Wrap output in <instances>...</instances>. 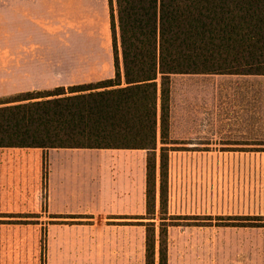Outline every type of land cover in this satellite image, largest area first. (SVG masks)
<instances>
[{
  "label": "crops",
  "instance_id": "crops-1",
  "mask_svg": "<svg viewBox=\"0 0 264 264\" xmlns=\"http://www.w3.org/2000/svg\"><path fill=\"white\" fill-rule=\"evenodd\" d=\"M119 66L120 85L114 88L126 86L121 62ZM114 77L108 0H0V107L26 103L27 95ZM168 139L169 166L178 158L181 167L192 162L201 167L203 155H210L212 169L242 168L250 153L264 162V75H170ZM73 151L99 154L93 164L102 175L103 188L84 204L72 205L63 198L62 205L55 207L47 190L44 206L51 221L44 234L45 264H145L147 220L138 219L146 214L145 150L0 148V215L19 219L31 204L40 209L39 196L27 197V184H43L44 163L46 186L48 178L65 180L73 175L74 162L65 158ZM52 152L64 157L60 170L51 165L48 170ZM155 159L156 214L157 147ZM195 199L191 194L168 195L167 215L197 216L196 209L181 210L175 203ZM23 224L0 223V264H21L17 259H26L28 237ZM204 227L210 233L204 234ZM232 231L230 240L249 242L248 227H232ZM219 240L218 227L213 225L170 226L166 264H219V259L196 255L204 242L218 246ZM173 247L190 255L171 259ZM50 255L56 258L51 263ZM230 261L225 264H251L250 259Z\"/></svg>",
  "mask_w": 264,
  "mask_h": 264
},
{
  "label": "trees",
  "instance_id": "trees-1",
  "mask_svg": "<svg viewBox=\"0 0 264 264\" xmlns=\"http://www.w3.org/2000/svg\"><path fill=\"white\" fill-rule=\"evenodd\" d=\"M108 8L114 79L59 87L0 107V148L145 150L146 214L138 219L148 221L140 223L146 230L145 264H154L155 150L159 132L161 214L170 75H264V0H108ZM120 62L126 86L114 88L120 85ZM46 178L44 163L43 186ZM166 233L160 225L158 264H166Z\"/></svg>",
  "mask_w": 264,
  "mask_h": 264
},
{
  "label": "rangeland",
  "instance_id": "rangeland-1",
  "mask_svg": "<svg viewBox=\"0 0 264 264\" xmlns=\"http://www.w3.org/2000/svg\"><path fill=\"white\" fill-rule=\"evenodd\" d=\"M177 87L183 89L180 85ZM179 88H177L178 91ZM156 147L158 149L161 147L159 132ZM248 155L249 159L245 158V165L242 168L234 167L232 164L235 162L231 161V167L220 166L217 169H212L210 155H203L201 161L204 164L201 167H194L193 162L191 166L181 167L180 164L183 161L178 158L175 159L174 165L167 166L166 208L168 195L191 194L196 196L195 200H176V207L181 210L196 209L197 216H168L167 209L165 213L160 214L158 205V212L151 221L154 238L157 236L156 259H158L160 225L165 226L168 230L171 225L176 227L201 224L218 227L220 240L218 246H210L209 242H204V246L196 250L198 257L219 259V264H225L227 259H230V262H233L232 259H250L251 264H264V162L259 161L255 153ZM62 158L64 157L52 152L49 157L48 170L50 171V165L52 168L55 167V171L60 170L59 161ZM65 158L74 162L73 175L65 180L58 177H52L51 180L48 178L47 186L39 183L27 184V197L39 196L40 209H36V204H31L25 216L19 219L0 215V223H25L23 225L27 227L26 259H17V262L21 264L24 261L25 264H45L46 262L44 259L46 252L44 234L51 221L44 206L47 190L53 207L58 204V206L62 205L60 200L63 198H68L72 205L84 204L89 195L102 191V175L93 164L98 161L99 154L73 151ZM225 159L222 158V161ZM229 159L235 158L229 156ZM175 217L180 218L174 219ZM229 218L234 220H227ZM147 222L145 221V223ZM226 223L234 225L247 223L250 225L251 227H248L249 242L247 240L245 242L230 240L233 231L232 227L224 226ZM203 229L204 234L210 233V228H207L208 232L205 231V227ZM37 236L39 237L38 241L35 240ZM50 251L52 252V247ZM186 255L190 254L188 252L185 254V250H181L180 247L171 248V259L182 258ZM50 258L48 259L50 263L56 259H52L51 255Z\"/></svg>",
  "mask_w": 264,
  "mask_h": 264
}]
</instances>
